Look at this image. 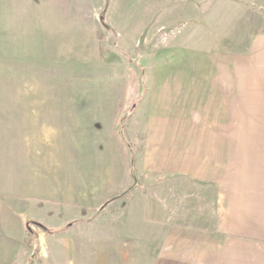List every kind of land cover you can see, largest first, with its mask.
Masks as SVG:
<instances>
[{
	"label": "rangeland",
	"instance_id": "obj_1",
	"mask_svg": "<svg viewBox=\"0 0 264 264\" xmlns=\"http://www.w3.org/2000/svg\"><path fill=\"white\" fill-rule=\"evenodd\" d=\"M23 2L0 19V54L13 56H0V97L71 105L58 116L56 181L26 205L23 243L9 245V264H141L155 237L146 193L161 186L148 187L139 106L149 87L207 71L208 59L184 50L222 52L227 40L239 48L241 0ZM168 192L170 216L179 203Z\"/></svg>",
	"mask_w": 264,
	"mask_h": 264
},
{
	"label": "crops",
	"instance_id": "obj_2",
	"mask_svg": "<svg viewBox=\"0 0 264 264\" xmlns=\"http://www.w3.org/2000/svg\"><path fill=\"white\" fill-rule=\"evenodd\" d=\"M261 1L241 0L239 48L227 40L230 46L222 52L184 50L193 59H208L207 71L192 81L160 83L155 92L149 87L141 101L144 115L137 123L146 139L148 187L153 192L155 185L161 186L159 195L146 193L151 208L146 210V228L155 237L141 264H264ZM22 3L0 0V19L5 10L23 9ZM0 56L13 58L10 53ZM67 105L49 97H0L3 264L13 258L10 250L23 243L26 205L40 200L41 187H49V195L56 181L57 130L63 126L57 122L58 116L66 117L68 110L62 107ZM169 187L179 203L170 216ZM158 201L161 209L153 210Z\"/></svg>",
	"mask_w": 264,
	"mask_h": 264
}]
</instances>
